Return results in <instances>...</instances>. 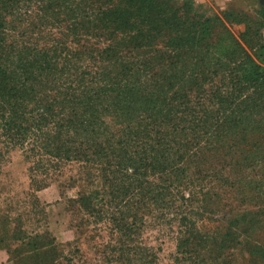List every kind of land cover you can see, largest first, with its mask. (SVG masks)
<instances>
[{"label": "trees", "instance_id": "1", "mask_svg": "<svg viewBox=\"0 0 264 264\" xmlns=\"http://www.w3.org/2000/svg\"><path fill=\"white\" fill-rule=\"evenodd\" d=\"M54 14L109 41L100 66L83 77L68 66L71 79L55 86L67 75L26 64L34 45H17ZM231 16L208 17L190 0H0V155L24 149L33 191L50 168L75 164L77 210H101L95 196L106 194L125 228L148 203L219 209L236 227L229 238L245 235L251 264L261 263L264 241H252L264 205V45L257 63L230 35ZM19 234L2 233L19 243L7 249L14 264H61L50 233Z\"/></svg>", "mask_w": 264, "mask_h": 264}, {"label": "rangeland", "instance_id": "2", "mask_svg": "<svg viewBox=\"0 0 264 264\" xmlns=\"http://www.w3.org/2000/svg\"><path fill=\"white\" fill-rule=\"evenodd\" d=\"M190 1L208 17L231 12L229 21H224L230 35L255 62H260L252 52L264 45L261 0ZM71 24L63 14L59 17L54 14L25 35L17 36V41L21 40L18 46L25 42L34 45V52L42 49L47 53L41 58H36L34 52L26 53L22 61L41 65L51 62L53 65L48 67L55 78L61 72L67 75L65 80L55 79L54 86L71 79L68 66L78 67L74 66L78 77H83L84 71L95 70L100 66V51L109 44L98 32L77 33ZM77 55L80 62H74ZM24 155V149L18 146L2 149L0 155V239L3 240L0 264H14L7 249L19 246L18 241L11 243L3 237L2 233L10 228L20 232L15 237H22L23 233H50L58 244L61 264H251L252 255L243 246L245 235L231 240L229 237L234 235L230 234L236 227L228 226L224 212L219 209L190 204L180 197L166 206L148 203L138 209L142 216L136 215L125 228L116 223L123 212L114 205H102L108 198L106 194L95 196L96 206L101 210L93 211L90 206L77 210L75 201L82 188L77 181L79 171L75 164L50 168L52 175L45 181V187L31 190L29 167L32 164ZM98 186L94 182L84 188L95 193ZM182 195L187 196V192ZM133 204L131 207L136 208ZM262 211L261 230L252 244L255 240L264 241V205ZM239 224L242 233L244 222ZM223 231L228 237L218 236ZM260 262L264 264V260Z\"/></svg>", "mask_w": 264, "mask_h": 264}, {"label": "water", "instance_id": "3", "mask_svg": "<svg viewBox=\"0 0 264 264\" xmlns=\"http://www.w3.org/2000/svg\"><path fill=\"white\" fill-rule=\"evenodd\" d=\"M261 2H263V3H264V0H261Z\"/></svg>", "mask_w": 264, "mask_h": 264}]
</instances>
